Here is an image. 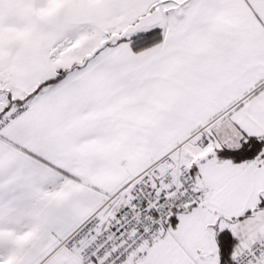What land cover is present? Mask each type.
I'll return each mask as SVG.
<instances>
[{"label": "snow or ice", "instance_id": "obj_1", "mask_svg": "<svg viewBox=\"0 0 264 264\" xmlns=\"http://www.w3.org/2000/svg\"><path fill=\"white\" fill-rule=\"evenodd\" d=\"M0 264H264V0H0Z\"/></svg>", "mask_w": 264, "mask_h": 264}]
</instances>
